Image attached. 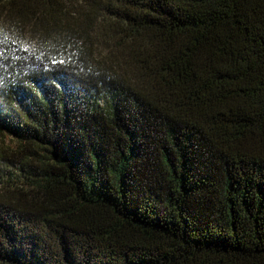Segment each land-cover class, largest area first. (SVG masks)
Listing matches in <instances>:
<instances>
[{"label": "trees", "instance_id": "trees-1", "mask_svg": "<svg viewBox=\"0 0 264 264\" xmlns=\"http://www.w3.org/2000/svg\"><path fill=\"white\" fill-rule=\"evenodd\" d=\"M0 264H264V0H0Z\"/></svg>", "mask_w": 264, "mask_h": 264}]
</instances>
